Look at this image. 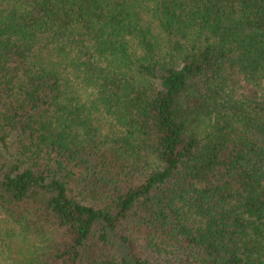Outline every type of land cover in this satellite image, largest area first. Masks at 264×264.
I'll list each match as a JSON object with an SVG mask.
<instances>
[{
	"label": "trees",
	"instance_id": "obj_1",
	"mask_svg": "<svg viewBox=\"0 0 264 264\" xmlns=\"http://www.w3.org/2000/svg\"><path fill=\"white\" fill-rule=\"evenodd\" d=\"M0 264H264V0H0Z\"/></svg>",
	"mask_w": 264,
	"mask_h": 264
},
{
	"label": "rangeland",
	"instance_id": "obj_2",
	"mask_svg": "<svg viewBox=\"0 0 264 264\" xmlns=\"http://www.w3.org/2000/svg\"><path fill=\"white\" fill-rule=\"evenodd\" d=\"M241 91L244 93L245 96L248 97H253L255 94L259 92V90L256 89V87L246 82L242 84Z\"/></svg>",
	"mask_w": 264,
	"mask_h": 264
}]
</instances>
